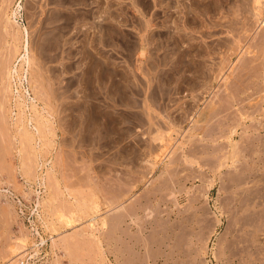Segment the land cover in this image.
Returning <instances> with one entry per match:
<instances>
[{
    "label": "rangeland",
    "instance_id": "rangeland-1",
    "mask_svg": "<svg viewBox=\"0 0 264 264\" xmlns=\"http://www.w3.org/2000/svg\"><path fill=\"white\" fill-rule=\"evenodd\" d=\"M0 264H264V0H0Z\"/></svg>",
    "mask_w": 264,
    "mask_h": 264
},
{
    "label": "bare ground",
    "instance_id": "bare-ground-1",
    "mask_svg": "<svg viewBox=\"0 0 264 264\" xmlns=\"http://www.w3.org/2000/svg\"><path fill=\"white\" fill-rule=\"evenodd\" d=\"M22 61L23 62H27V56H24V57H22ZM5 66V65H4ZM10 68V67H9ZM9 68H8V70H7V83H5L4 84V87H2V89H1V93L4 91H9L10 90V83H11V81L9 80V79H11V77L13 76L12 75V73H11V69L9 70ZM17 71V70H16ZM21 82V81H20ZM5 89V90H4ZM3 92V93H4ZM37 123V122H36ZM38 126V125H37ZM37 126H35V128H36V130H38L39 128L37 127ZM43 130V129H42ZM29 132V131H28ZM40 133V132H39ZM41 137V136H40ZM31 138V137H30ZM94 208V207H93ZM91 218V217H90ZM91 220V219H90Z\"/></svg>",
    "mask_w": 264,
    "mask_h": 264
}]
</instances>
